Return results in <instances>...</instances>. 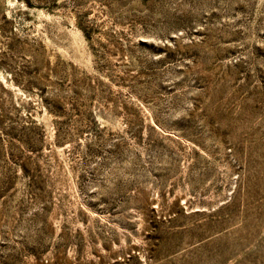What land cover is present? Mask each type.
Instances as JSON below:
<instances>
[{
  "label": "rangeland",
  "instance_id": "rangeland-1",
  "mask_svg": "<svg viewBox=\"0 0 264 264\" xmlns=\"http://www.w3.org/2000/svg\"><path fill=\"white\" fill-rule=\"evenodd\" d=\"M0 264H264V0H0Z\"/></svg>",
  "mask_w": 264,
  "mask_h": 264
}]
</instances>
